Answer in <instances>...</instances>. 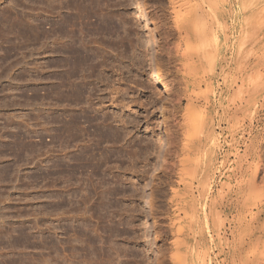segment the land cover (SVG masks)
<instances>
[{
    "label": "rangeland",
    "instance_id": "374dc122",
    "mask_svg": "<svg viewBox=\"0 0 264 264\" xmlns=\"http://www.w3.org/2000/svg\"><path fill=\"white\" fill-rule=\"evenodd\" d=\"M186 1L0 0V264L190 259ZM247 1L221 0L220 27L202 8L219 96L194 114L219 142L214 188L255 179L263 233L264 5Z\"/></svg>",
    "mask_w": 264,
    "mask_h": 264
},
{
    "label": "bare ground",
    "instance_id": "6f19581e",
    "mask_svg": "<svg viewBox=\"0 0 264 264\" xmlns=\"http://www.w3.org/2000/svg\"><path fill=\"white\" fill-rule=\"evenodd\" d=\"M247 3L249 2L247 1ZM261 3L264 5V0H261ZM186 4H188L190 10L194 12L193 16H195L193 24L189 23L191 24V28L188 27V31H184L183 28L185 33L182 34L184 37H182L180 41L183 47V50L181 49V51H183V57L190 61L189 69L187 68L189 77L186 87L190 97L188 104V112H190L188 114V121L191 125V142H193V145L192 148L187 151L188 157L186 159L187 164L185 165V169L188 171L189 176H191L192 183H195L193 190L189 192L192 194L190 198L191 213L189 227L192 229L191 237L193 243L190 245L188 251L189 255L191 253L189 260H186L183 254H177L174 257V261L178 264H196L194 261L199 257L203 258V260L199 261V264H215V256L221 255L222 258L217 264H264V229L262 228V233L257 226L260 212L254 201L256 194L255 196L253 195V193H255L253 190L255 188L254 184H257L256 181L253 183L255 179L253 180L252 175L254 173H250L252 174V180L248 181L247 178V181H241V187L239 186L240 188L238 190L236 189V191L231 190L232 188L230 189L229 187L222 189L227 183H223L220 189L214 188V174L220 168L216 159L220 150L219 142L214 138L213 132L209 126L210 120L207 119L209 110H196L197 112L194 114V109L196 108H194L195 104L197 105L198 102H202L206 108L219 96L218 90L212 81L213 66L208 64L205 60H207V56H209V52L211 51L213 52L214 59L220 58V40H222L220 36L222 33L220 36L213 33V31H211L212 34H207L201 21L203 20V13H201V11L204 10L202 8L205 6L206 10L204 13H209V15H211L213 12L215 18L218 20L216 21L219 23L217 26L220 27L224 3L222 5L221 0H187ZM241 8H244V6L242 5ZM189 17H191V15ZM224 25L225 24H223V26ZM259 27L260 28H258L254 34V46L264 41V27L260 25ZM196 40H198L200 44L199 52H197L195 48ZM198 57H200L199 60H202V64L197 62ZM224 75L225 74H223V77ZM202 84L204 87H201ZM183 148L186 147L184 146ZM251 170L255 171V167L254 169H250V172H254ZM243 172L245 173V171ZM247 175H249V173ZM262 175L259 178L260 180ZM239 180H241V178ZM263 182L264 180L262 183ZM255 191L260 192L259 189H255ZM259 209H262V207ZM263 210L264 208L262 211Z\"/></svg>",
    "mask_w": 264,
    "mask_h": 264
}]
</instances>
